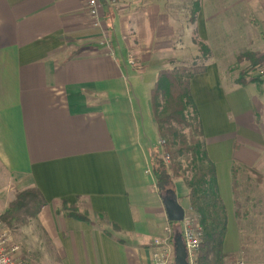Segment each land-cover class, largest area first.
Listing matches in <instances>:
<instances>
[{
    "label": "crops",
    "instance_id": "1",
    "mask_svg": "<svg viewBox=\"0 0 264 264\" xmlns=\"http://www.w3.org/2000/svg\"><path fill=\"white\" fill-rule=\"evenodd\" d=\"M240 2L261 37L250 49L264 55V0ZM116 8L95 26L87 0H0V215L28 189L45 202L19 230L22 264H153V242L181 230L169 227L149 172L156 149L142 121L167 65L163 5L143 4L134 22ZM222 70L208 60L190 90L226 210L223 250L237 256L232 168L264 179V73L241 86ZM174 184L186 212V189ZM63 200L93 225L58 213Z\"/></svg>",
    "mask_w": 264,
    "mask_h": 264
},
{
    "label": "trees",
    "instance_id": "2",
    "mask_svg": "<svg viewBox=\"0 0 264 264\" xmlns=\"http://www.w3.org/2000/svg\"><path fill=\"white\" fill-rule=\"evenodd\" d=\"M199 10V4H195L189 18L191 24H195ZM193 43L199 48V59L194 60L190 66L178 67L175 66L176 60H170L172 69L158 73L150 92L152 120L160 147L154 150L149 172L161 200L175 194L176 181L183 183L188 202L187 211L198 218L203 230V240L195 264H224L226 259L234 258L235 255L226 254L223 250L227 226L226 210L219 196L215 166L207 154L202 122L190 90L191 80L206 72V63L211 53L204 42L193 39ZM235 61L237 64L248 63L252 68H262L264 55L244 51L236 55ZM254 81L255 79L246 81L238 78L235 83L246 86ZM165 158L168 162H165ZM238 169L236 166L232 168L236 218L241 207L236 188ZM44 206L42 196L35 189L16 193L8 210L0 215V222L12 230L14 224V228H17L34 219ZM58 213L93 225L88 213H80L76 205H69L64 200L59 203ZM168 225L173 230L181 226L170 222Z\"/></svg>",
    "mask_w": 264,
    "mask_h": 264
},
{
    "label": "rangeland",
    "instance_id": "3",
    "mask_svg": "<svg viewBox=\"0 0 264 264\" xmlns=\"http://www.w3.org/2000/svg\"><path fill=\"white\" fill-rule=\"evenodd\" d=\"M156 1H161L163 5L162 19L165 21L160 23L161 29L157 32V40L162 43L159 59L167 63L163 70L172 69L170 65L172 59L176 60L177 67L190 66L194 60L199 59V48L193 43V39H197L208 46L210 59L223 68L225 81L226 78L231 82L238 78L250 81L264 73L262 72L264 68H252L248 63L237 64L235 61L237 54L244 51L253 52L250 43L260 37L250 14L240 0H118L115 12L116 14L121 12L119 15L122 16L129 15L132 18L130 21L134 22L133 15L139 12L143 4L154 5ZM195 4H199L200 10L195 24H191L189 18ZM125 9L126 11H122ZM165 17L173 21L168 19L166 21ZM170 27L173 30H170ZM195 27H198L199 31H195ZM168 40L170 43L165 44ZM135 58V54L132 53L131 59L134 62ZM148 100L150 103V93ZM143 101L142 121H145V134L151 140L149 142L151 150L159 149L160 140L155 133L151 107L150 104H146L148 102L146 99ZM236 184L241 207L239 216L235 219L241 248L237 256L226 259L224 264L239 258L247 264H264V179L259 178L257 181L256 176L245 168L237 172ZM31 220L33 219L17 228H14V224L12 230L7 228L12 234L13 244L19 249L21 262H23L22 249L29 244L20 246L24 244L22 242L24 237L20 236L19 230ZM180 233V229L175 231L172 240ZM17 237L21 238V242Z\"/></svg>",
    "mask_w": 264,
    "mask_h": 264
},
{
    "label": "built area",
    "instance_id": "4",
    "mask_svg": "<svg viewBox=\"0 0 264 264\" xmlns=\"http://www.w3.org/2000/svg\"><path fill=\"white\" fill-rule=\"evenodd\" d=\"M117 0H87V14L95 26L98 25L100 10L104 7H116ZM130 64L132 62L130 61ZM165 162L168 159L165 158ZM181 224V235L187 254L188 264H195L203 240V230L198 218L188 211L185 212ZM163 239L153 242L154 253L153 264H174V247L170 231ZM18 247L13 244L10 232L7 229L0 231V264H22L18 258ZM228 264H247L242 258L236 259Z\"/></svg>",
    "mask_w": 264,
    "mask_h": 264
},
{
    "label": "water",
    "instance_id": "5",
    "mask_svg": "<svg viewBox=\"0 0 264 264\" xmlns=\"http://www.w3.org/2000/svg\"><path fill=\"white\" fill-rule=\"evenodd\" d=\"M162 205L168 222L180 224L183 221L185 210L178 203L177 197L174 193L162 200ZM173 247L174 264H188L181 233L173 239Z\"/></svg>",
    "mask_w": 264,
    "mask_h": 264
}]
</instances>
